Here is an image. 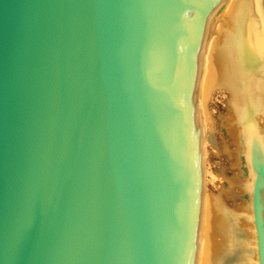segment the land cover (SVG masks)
I'll return each instance as SVG.
<instances>
[{"label": "water", "instance_id": "obj_1", "mask_svg": "<svg viewBox=\"0 0 264 264\" xmlns=\"http://www.w3.org/2000/svg\"><path fill=\"white\" fill-rule=\"evenodd\" d=\"M220 0H0V264H193L195 75ZM257 264L264 156L251 145Z\"/></svg>", "mask_w": 264, "mask_h": 264}, {"label": "bare ground", "instance_id": "obj_2", "mask_svg": "<svg viewBox=\"0 0 264 264\" xmlns=\"http://www.w3.org/2000/svg\"><path fill=\"white\" fill-rule=\"evenodd\" d=\"M194 86V111L201 129L202 191L193 264H257L250 156L253 141L264 156L262 0H220L212 9L199 46ZM215 88L226 96L225 122L235 146L238 173L213 194L203 185V146L206 139L212 140L204 128V101ZM227 193L236 198L231 204L221 196Z\"/></svg>", "mask_w": 264, "mask_h": 264}, {"label": "rangeland", "instance_id": "obj_3", "mask_svg": "<svg viewBox=\"0 0 264 264\" xmlns=\"http://www.w3.org/2000/svg\"><path fill=\"white\" fill-rule=\"evenodd\" d=\"M262 3L264 6V0ZM208 95V99L204 101V108H206L204 109L206 115L204 128L212 140L206 139L203 146V185L205 190L215 194L224 189V183L228 177L231 178L238 173V167L234 160L235 146L225 122V116L228 114L226 96L216 88L212 89ZM221 196L227 204H231L232 200L236 199L229 193L224 195L225 197Z\"/></svg>", "mask_w": 264, "mask_h": 264}]
</instances>
